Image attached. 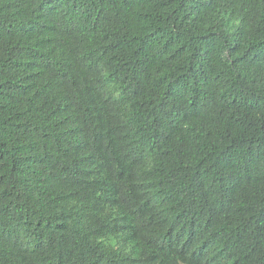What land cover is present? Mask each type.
Wrapping results in <instances>:
<instances>
[{"label":"trees","instance_id":"trees-1","mask_svg":"<svg viewBox=\"0 0 264 264\" xmlns=\"http://www.w3.org/2000/svg\"><path fill=\"white\" fill-rule=\"evenodd\" d=\"M0 264H264V0H0Z\"/></svg>","mask_w":264,"mask_h":264}]
</instances>
